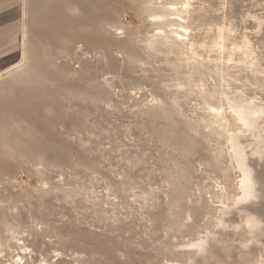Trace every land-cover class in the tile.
<instances>
[{
	"label": "rangeland",
	"instance_id": "1",
	"mask_svg": "<svg viewBox=\"0 0 264 264\" xmlns=\"http://www.w3.org/2000/svg\"><path fill=\"white\" fill-rule=\"evenodd\" d=\"M250 108L264 109V0H13L0 264H264Z\"/></svg>",
	"mask_w": 264,
	"mask_h": 264
},
{
	"label": "bare ground",
	"instance_id": "2",
	"mask_svg": "<svg viewBox=\"0 0 264 264\" xmlns=\"http://www.w3.org/2000/svg\"><path fill=\"white\" fill-rule=\"evenodd\" d=\"M176 1V0H175ZM182 3H184L183 1H181ZM179 3V2H178ZM182 3H179V4H182ZM171 5V4H170ZM184 5V4H183ZM173 7V6H172ZM177 9H179V8H177ZM182 9V8H181ZM173 9H166V10H164L165 12V15L164 16H166L167 15V13L168 12H170V11H172ZM177 11H179V10H177ZM182 11V10H181ZM183 11H184V8H183ZM186 11V10H185ZM174 13V12H173ZM182 13V12H181ZM183 17V16H182ZM175 25L177 24L178 25V29H179V31H180V27H183V25L181 24V23H179V22H176V21H172ZM176 25V26H177ZM184 28L185 27H183V30H184ZM178 29L176 30V29H174V31L173 32H176L177 34H180V35H184V31L182 32V34H181V31L179 32L178 31ZM186 30V29H185ZM186 33V32H185ZM175 34V33H174ZM176 35V34H175ZM174 36V35H173ZM177 36V35H176ZM185 37V36H184ZM175 39H177V37H175ZM184 39V38H183ZM180 40V39H179ZM185 40V39H184ZM18 66V65H17ZM3 74V73H2ZM23 74V73H22ZM249 107V106H248ZM240 113V112H239ZM262 114H264V109H262V110H254V109H248L246 112H244V117L246 118V120L247 121H251V118H256V117H258V116H260V115H262ZM242 115V114H241ZM239 117H241V116H239ZM238 117V118H239ZM240 119V118H239ZM253 121V120H252ZM248 122V123H249ZM251 123H253V122H251ZM251 126H252V124H250ZM249 127V126H248ZM250 128V127H249ZM238 147V146H237ZM234 149L236 150V147H235V145H234ZM240 148L238 147V149H237V155H238V157L239 158H241L240 159V164H241V167L243 166L245 169H246V167H248V164H249V162H248V164H247V160H246V156L239 150ZM236 152V151H235ZM249 160V159H248ZM243 168V169H244ZM244 177H245V180H244V182H243V186H244V189H243V192H245L244 193V198H249V197H255V193H256V189H255V187H254V178L252 177V174H251V172H247V170H245L244 171ZM243 179V178H242ZM241 184H242V182H241ZM241 187V186H240ZM241 189V188H240ZM243 199V198H242ZM257 219V218H256ZM256 219H254V218H251V219H249V222L248 223H250V225H251V227L252 228H255V227H260L259 225L261 224L260 223V221L259 220H256ZM262 226V225H261ZM200 247H201V245H199Z\"/></svg>",
	"mask_w": 264,
	"mask_h": 264
},
{
	"label": "crops",
	"instance_id": "3",
	"mask_svg": "<svg viewBox=\"0 0 264 264\" xmlns=\"http://www.w3.org/2000/svg\"><path fill=\"white\" fill-rule=\"evenodd\" d=\"M13 0H0V15L9 13Z\"/></svg>",
	"mask_w": 264,
	"mask_h": 264
}]
</instances>
